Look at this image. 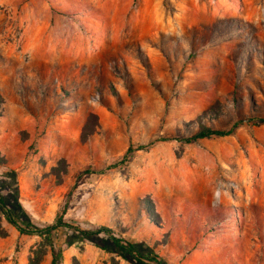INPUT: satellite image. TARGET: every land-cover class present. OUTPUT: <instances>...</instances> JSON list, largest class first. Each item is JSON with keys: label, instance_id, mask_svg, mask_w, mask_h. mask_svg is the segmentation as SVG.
Wrapping results in <instances>:
<instances>
[{"label": "rangeland", "instance_id": "374dc122", "mask_svg": "<svg viewBox=\"0 0 264 264\" xmlns=\"http://www.w3.org/2000/svg\"><path fill=\"white\" fill-rule=\"evenodd\" d=\"M260 118L264 0H0V194L38 228L67 204L166 264H264ZM71 234L60 264H133ZM50 259L0 212V264Z\"/></svg>", "mask_w": 264, "mask_h": 264}, {"label": "trees", "instance_id": "16d2710c", "mask_svg": "<svg viewBox=\"0 0 264 264\" xmlns=\"http://www.w3.org/2000/svg\"><path fill=\"white\" fill-rule=\"evenodd\" d=\"M255 123H257L258 125H263L264 118L257 119ZM235 126L236 125H234V127ZM231 133L232 129L219 130L200 125L198 131L190 137L185 138L184 141L186 143H193L209 137H225L230 135ZM150 147L151 144L138 145L134 148L130 146L127 149L126 153L123 155L122 159L118 162V164L127 162L128 158H130V155H132L134 152L147 150ZM114 167L115 166H110L106 168V170ZM52 171H57V168H53ZM10 174H12V176L10 177L14 179V172L11 171ZM55 175L59 182V174L56 173ZM16 192L17 191H15L12 196V207L8 205L9 199L0 194V212L3 213V215L6 217L7 222L14 226L21 234L38 235L47 242L51 252V259L49 264H60L62 262V251L60 249H55L51 240L53 232L60 228L71 231L72 234L70 237L73 240H96V238L100 235L106 236L109 242H103L98 246L103 250L116 253L118 256L131 261L133 264H166V262L153 250H150L143 244L129 242L123 237L115 235L113 230H111L110 228L104 226L89 225V229H83L78 225L69 224L63 219L67 204H64L62 212L55 218V220L51 224L44 225L43 227L38 228L32 225L29 219H27V217L24 215L23 209L16 200ZM20 222L22 224H20Z\"/></svg>", "mask_w": 264, "mask_h": 264}]
</instances>
